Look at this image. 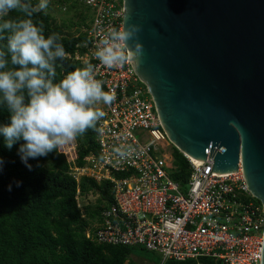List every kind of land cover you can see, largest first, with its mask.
Instances as JSON below:
<instances>
[{
	"label": "built area",
	"instance_id": "obj_1",
	"mask_svg": "<svg viewBox=\"0 0 264 264\" xmlns=\"http://www.w3.org/2000/svg\"><path fill=\"white\" fill-rule=\"evenodd\" d=\"M77 4L89 9L91 17L86 40L78 46L85 51L67 53L65 58L83 66L92 64L95 78L115 97L96 108L105 113L94 127L96 154L77 167L74 156L64 151L69 176L77 185L88 178L109 187L111 204L86 228V237L98 244L142 248L157 254L162 264L200 258L221 264H261L263 205L248 190L240 162L234 173L210 175L213 160L200 162L185 156L191 176L184 185L173 180V144L129 61L125 43L118 42L126 57L121 63L108 67L96 57L112 29L123 31L122 1L49 0L41 13L63 32L80 30L74 35L80 37L82 18L70 13ZM89 195L96 196V203L98 194L81 196L77 190L75 199L82 213L90 203L80 205L79 200Z\"/></svg>",
	"mask_w": 264,
	"mask_h": 264
},
{
	"label": "water",
	"instance_id": "obj_2",
	"mask_svg": "<svg viewBox=\"0 0 264 264\" xmlns=\"http://www.w3.org/2000/svg\"><path fill=\"white\" fill-rule=\"evenodd\" d=\"M120 1L123 31L139 29L129 61L173 146L213 160L210 175L240 162L264 210V0Z\"/></svg>",
	"mask_w": 264,
	"mask_h": 264
},
{
	"label": "trees",
	"instance_id": "obj_3",
	"mask_svg": "<svg viewBox=\"0 0 264 264\" xmlns=\"http://www.w3.org/2000/svg\"><path fill=\"white\" fill-rule=\"evenodd\" d=\"M18 13H12L17 17ZM33 21L42 24L45 36L56 33L61 38L66 53L85 51L86 35L74 37L63 35L61 26L49 15L35 13ZM62 65V66H61ZM84 67L67 58L58 61L57 80L67 71ZM8 114L0 111V123H7ZM94 128L75 139L73 153L76 166L82 167L85 158L96 154ZM19 144L9 151L0 144V157L5 161L0 172V264H138L134 259L136 250L125 246L98 244L85 235L103 207L111 204L109 187L97 185L92 179L82 178L77 185L69 176L70 164L64 155V147L58 148L47 157L30 159L32 170L21 163L17 150ZM173 180L184 185L192 170L189 161L172 147ZM14 181H21L16 187ZM12 184V191L7 186ZM81 196L98 194L95 204L77 206V190ZM84 214L85 217H82ZM201 264H221L210 258H200ZM195 260L168 261L166 264H195Z\"/></svg>",
	"mask_w": 264,
	"mask_h": 264
},
{
	"label": "clouds",
	"instance_id": "obj_4",
	"mask_svg": "<svg viewBox=\"0 0 264 264\" xmlns=\"http://www.w3.org/2000/svg\"><path fill=\"white\" fill-rule=\"evenodd\" d=\"M48 6L49 0H0V111L8 114L7 123H0V144L9 151L19 144L17 155L29 171L30 159L47 157L94 128L105 115L95 105L115 99L95 78L92 64L57 80L58 61L67 55L64 45L56 33L45 36L43 25L32 19ZM137 31L134 25L112 29L101 41L97 59L108 67L123 62L118 42L126 43ZM135 48L138 54L141 45ZM4 165L0 157V172ZM12 186H7L9 192Z\"/></svg>",
	"mask_w": 264,
	"mask_h": 264
},
{
	"label": "rangeland",
	"instance_id": "obj_5",
	"mask_svg": "<svg viewBox=\"0 0 264 264\" xmlns=\"http://www.w3.org/2000/svg\"><path fill=\"white\" fill-rule=\"evenodd\" d=\"M75 9L72 8V10H70V13L72 12L73 14H79V16L82 18V34L85 33V31L87 30V28L89 27L90 21H91V17H90V12L89 9H87L85 6L77 4L74 5ZM68 16V15H67ZM75 18V17H74ZM61 20H64V18H62ZM63 35H71L74 36L78 33H80V30L78 31H69V32H62ZM100 104V103H99ZM95 105V108H97V106L99 105ZM64 151L66 152L67 155H70V153L73 156V153L76 151V142L75 140L64 145ZM96 196L95 195H89L88 197H85L84 199H80L79 203L80 205H86L87 203L90 204H95L93 201H95ZM133 259L138 263V264H162V260L161 258L153 253V252H149V251H145V250H136ZM195 264H201V260L196 261Z\"/></svg>",
	"mask_w": 264,
	"mask_h": 264
}]
</instances>
